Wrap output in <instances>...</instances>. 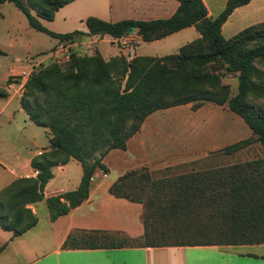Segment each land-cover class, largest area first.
<instances>
[{"label": "trees", "instance_id": "1", "mask_svg": "<svg viewBox=\"0 0 264 264\" xmlns=\"http://www.w3.org/2000/svg\"><path fill=\"white\" fill-rule=\"evenodd\" d=\"M71 1L0 3H12L29 27L59 41L72 42L74 37L94 34L114 39L128 34L131 27L142 41H153L189 25L196 28L199 37L181 45L175 53L159 57L133 56L127 60L119 54L105 60L97 51L89 55L72 52L63 64L51 61L32 70L23 84L19 104L35 125L47 129L48 146L30 160V166L37 170L35 177L18 178L0 190L2 230L16 236L36 223L25 204L44 199L50 220L78 206L87 197L94 171H105L100 158L109 149H124L127 138L139 129L144 118L159 109L186 103L195 109L204 102L224 106L243 121L251 137L220 151L228 155L253 141L264 150V71L256 65L264 62V20L228 38L220 34V26L232 10L249 0H226L214 17L206 15L201 0H175L177 6L166 18L109 22L87 16L83 20L85 32L55 33L38 21L52 20L54 12ZM226 76L236 81L233 95L222 80ZM5 96V89L0 87V97ZM69 158L81 166L77 186L43 198L42 188L52 175L51 167ZM240 166L207 168L172 177H152L146 167L127 170L107 191L141 205V235L74 229L61 248L264 242V158L246 163V171ZM205 204L215 205L212 218L226 224L181 226L190 216H199V207ZM181 231H190L191 239H182ZM3 246L0 244V251Z\"/></svg>", "mask_w": 264, "mask_h": 264}, {"label": "crops", "instance_id": "2", "mask_svg": "<svg viewBox=\"0 0 264 264\" xmlns=\"http://www.w3.org/2000/svg\"><path fill=\"white\" fill-rule=\"evenodd\" d=\"M201 1L205 6L206 15L214 17L223 8L226 0ZM73 2H80L79 11H84V14H81L77 9L74 12L67 10ZM7 3L10 2H3L0 5ZM176 6L175 0H72L59 7L54 12L52 20L45 21L55 20L60 13L63 20L65 17L77 20L83 26L78 30L85 32L83 20L86 16H94L109 22L121 19L149 20L170 16ZM130 9L135 14L142 15L141 18L126 16V12H130ZM261 12H264V0H249L246 4L234 8L220 26L221 36L228 38L242 28L259 22V19L256 18V20L236 28L240 23L252 16L256 17ZM41 20L43 19H40V22ZM102 35H82L80 43L92 42L91 44H93L96 40H101ZM108 37V42L115 46L114 52L105 56L97 49L93 52L97 51L105 60L119 54L128 60L133 56H153L135 55L131 52L134 46L142 42L160 44L163 47H177L178 49L181 45L198 38L199 33L193 25H189L153 41H142L135 31L128 32L119 38ZM76 39L78 40V37H74V40ZM129 40L133 41L132 46L126 44V41ZM180 41L186 42L180 45ZM121 42L125 43L123 47H120ZM57 44H64V41L55 39L48 50L53 52ZM65 44L70 45L71 42L69 44L65 42ZM155 56L159 57L160 55L156 54ZM9 58L18 60V58H14L13 54ZM16 73L18 72L9 71L3 84H0V87L6 91V96L0 97V190L18 178L35 177L37 173L34 174L35 169L30 166V160L46 150L48 146L47 129L35 125L20 107L19 97L25 79L5 87L8 76ZM169 109H174V111L168 113ZM181 111L192 118L194 116L201 117V122H196L198 123L196 126L202 124L204 129L199 131L204 133L206 138L207 135H210L208 139L210 141L196 143L191 136V143L187 140L184 143H172L174 137L172 131H177V128L173 124L167 125L169 131L164 132L161 119L166 118L167 114L177 116L176 113ZM231 113L224 106L204 102L195 109H191L190 105L186 103L159 109L148 114L139 129L127 138L124 149H109L100 158V163L105 171L99 168L94 171L90 179L87 197L78 206L50 220L44 199H41L25 204V207L29 208L36 217V223L32 227L16 236H12L10 231L0 228V244H4L0 251V264H33L40 258L46 260L44 264H264V254L237 249L259 248L264 246V242L94 249L61 248L66 235L74 229L118 230L129 237L140 236L142 233L139 218L141 205L137 202L113 197L107 191L108 186L127 170L146 167L152 172L172 164L207 159L210 152L222 147V144H217L218 142L212 141V139L215 137V139L220 138L221 140L227 134L229 127L225 118L231 116ZM204 117L206 119H203ZM207 125L210 129L213 127L210 134L205 128ZM51 174L42 188L43 198L74 189L81 176V166L78 161L69 158L65 163L51 167ZM41 202L44 204V209L39 215L37 208L38 203ZM42 250L44 251L42 256L33 257L36 251Z\"/></svg>", "mask_w": 264, "mask_h": 264}, {"label": "rangeland", "instance_id": "3", "mask_svg": "<svg viewBox=\"0 0 264 264\" xmlns=\"http://www.w3.org/2000/svg\"><path fill=\"white\" fill-rule=\"evenodd\" d=\"M80 1V0H78ZM80 2H73L70 8L67 10L79 11ZM130 12H126V16L130 18H141L142 15H137L133 12L132 9L129 10ZM81 14H84V11H79ZM0 84H3L4 78L9 71H21L26 64L28 59H32L36 61V65L33 67L32 70L37 69L42 65H47L51 61H55L58 64H63L68 60L69 54L74 52L78 55H89L92 54L95 49H97L102 55H109L112 54L115 50V46L108 42V36L102 35L101 40H96L93 44L90 42L88 43H80L81 37H78V40H74L71 42L70 45L64 44L63 48H61V54H66L67 58H64L63 55L57 56L52 51L48 49L52 46L55 42L54 37L48 36L40 31H37L28 26L25 17L23 14L14 7L11 3H7L6 5H0ZM87 17V16H86ZM259 19V21L264 20V12H261L256 17L252 16L246 21L237 25L236 28H240L242 25L252 22L253 20ZM140 20V19H138ZM142 20V19H141ZM40 22V19H38ZM50 21V20H47ZM44 19L41 20V25L45 28L47 27L48 30L55 32V33H65L70 32L72 30H78L83 26L78 23L77 20L69 17H65V20L62 19L60 13L58 14L57 18L51 22H47ZM46 28V29H47ZM186 41H180L179 44H183ZM126 44L132 46L133 41L129 40L126 41ZM166 46L165 44H163ZM178 46V45H177ZM177 51V47H163L160 44H150L146 42H142L141 44L134 46L132 51L135 55H165L169 53H175ZM51 53L50 55H48ZM13 54L14 58H18L16 61L15 59L9 58V56ZM259 69L264 71V62L261 64H256ZM31 70V71H32ZM30 71V72H31ZM223 82L229 85V95H233L236 92V81L232 76H226L223 79ZM211 103V102H210ZM214 104V103H213ZM182 109V108H181ZM170 110L168 113H170ZM177 111V110H175ZM177 116L174 114H167L166 118L161 119V123L163 124L164 132L169 131L167 129V125L173 124L174 127L177 128V131L173 132V144H179L190 142L191 136L192 139L196 143H203L210 138V135L205 137V134L199 131L200 129H204L202 124L196 126L199 122H201L199 116L189 117L184 111L176 113ZM234 118H230V117ZM203 119H206L204 117ZM198 122V123H196ZM203 122V121H202ZM225 122L229 127L227 134L219 139H212V141L218 142L217 144H222V147L237 142L239 140L245 139L247 137H251L249 129L243 123V121L235 114L231 113V116L225 118ZM195 123V125H194ZM192 125L194 127L192 128ZM207 133L210 134L209 126H205ZM214 134V132H213ZM210 141V140H208ZM219 148L210 152L207 159H198L189 162H183L179 164H172L169 166H164L163 168L156 169L151 172L152 177H172L179 173H189L191 171H200L202 169H218V168H227L232 165H241L240 169H244L246 171L247 166H244L246 163L250 161H254L256 159H263L264 158V150L257 142H251L247 146L238 149L236 152L231 154H224ZM148 169V168H147ZM242 169V170H243ZM141 195H145V192H141ZM160 205H164L160 203ZM201 208V214L199 216H190L184 222H182L181 226H188L189 228L206 225L211 226L214 224L215 226H222L226 224V221L222 219H214L211 216V213L214 211L215 205L205 204L199 207ZM44 209L43 202L38 203L37 213L40 215L42 214ZM191 230V229H190ZM180 235L182 239H191L192 233L181 231ZM211 237V236H210ZM215 238V237H212ZM239 250H249L255 253L264 254V246L259 248L250 247V248H237ZM44 251H36L34 253V258L42 256ZM43 258L35 261L33 264H44Z\"/></svg>", "mask_w": 264, "mask_h": 264}, {"label": "built area", "instance_id": "4", "mask_svg": "<svg viewBox=\"0 0 264 264\" xmlns=\"http://www.w3.org/2000/svg\"><path fill=\"white\" fill-rule=\"evenodd\" d=\"M73 40H74V39H73ZM65 42L68 43V44L70 43V42L64 40V44H65ZM64 44H57V45L55 46V48H54L53 53H54L55 55H57V56H61V55H63L64 58H67V55H66V54H61V50H60L61 48H63ZM124 44H125V43H122V42H121L120 47H123ZM35 65H36V61H34V60H32V59H28V60L26 61V64H25V68H24V69H22L21 71H19V72L16 73V74H12V75L8 76V78H7V83H6L5 87L7 88V87L11 86V85H12L13 83H15L16 81L18 82V81H20V80H22V79H25V80H26V78H27L28 75L30 74V71L33 69V67H34ZM20 89H21V88H20ZM22 89H23V87H22ZM36 173H37V170H34V174H36Z\"/></svg>", "mask_w": 264, "mask_h": 264}, {"label": "water", "instance_id": "5", "mask_svg": "<svg viewBox=\"0 0 264 264\" xmlns=\"http://www.w3.org/2000/svg\"><path fill=\"white\" fill-rule=\"evenodd\" d=\"M135 31V28L134 27H131L128 32H134Z\"/></svg>", "mask_w": 264, "mask_h": 264}]
</instances>
